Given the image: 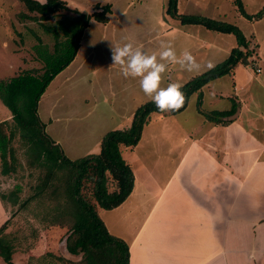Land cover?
Instances as JSON below:
<instances>
[{
    "label": "rangeland",
    "instance_id": "obj_1",
    "mask_svg": "<svg viewBox=\"0 0 264 264\" xmlns=\"http://www.w3.org/2000/svg\"><path fill=\"white\" fill-rule=\"evenodd\" d=\"M166 1L132 0L128 13L130 17H126L124 25H116L115 31L113 28L103 30L98 22L90 19L83 28L75 59L47 85L36 107L41 132L52 144H57L69 160L96 153L101 137L107 131L127 126L132 112L151 100L141 90L139 78H124L119 66L112 65V45L122 46L125 42H131L134 47L152 54L158 53L161 42H165L171 43L178 56L184 50L191 51L201 64L199 71L179 70V65L170 64L163 74L162 87L168 83L183 85L191 77L208 70L209 63L215 66L223 61L229 50L237 46L232 34L198 25L182 26L176 19L168 18L165 14ZM178 4L181 13L201 15L204 10L209 18L237 26L248 41L247 49L250 47L251 52L258 55L260 71L256 73L264 74V16L259 20L243 16L234 0H180ZM241 4L245 13L254 15L264 0H241ZM75 5L80 8V1ZM136 5L141 8L135 10ZM77 17L71 10L59 8L43 20L39 12L29 10L20 0H0V79H9L25 69L41 70L43 63L35 58L34 46L48 45L51 48L55 41L63 40L65 35L59 21L68 18L75 22ZM71 30L74 31L75 27H71ZM102 30L106 33L100 35ZM77 57L84 58L85 63L76 77L66 81L71 71L65 74L62 71L72 70ZM228 76L214 79L200 92L191 94L185 108L177 113L151 114L137 145L122 152V158L133 169L135 188L132 189L137 197H130L128 201L126 198L120 205L104 210L115 211L116 214L109 221L107 214H103L111 233L124 239L126 229L131 228L127 212L148 208L159 196L191 139L201 136L209 126L204 113L228 109L224 112L232 111L231 115H234L239 110V119L244 118L251 126L255 123L254 119L264 124V93L254 86L261 83V79L249 78L253 86L245 87L243 91L236 89L239 84L236 86ZM233 93L235 100L231 98ZM119 95L125 96L123 107L114 104ZM5 120L12 122L11 113L0 99V122ZM22 131L17 132L11 142L17 159L15 173L8 176L0 173V192L5 193L20 185V200L34 193L33 187L42 172L30 163L34 160L31 151L34 139ZM84 191L88 194L89 186ZM46 195L32 199L21 209H18V205L2 204L0 201V226L11 217L4 233L13 246L12 264H83L81 254H70L65 248L64 239L70 221L51 224L43 218L47 217L51 207ZM58 198L65 197L62 195ZM66 206L69 207L68 204ZM0 264H6L1 257Z\"/></svg>",
    "mask_w": 264,
    "mask_h": 264
},
{
    "label": "trees",
    "instance_id": "obj_2",
    "mask_svg": "<svg viewBox=\"0 0 264 264\" xmlns=\"http://www.w3.org/2000/svg\"><path fill=\"white\" fill-rule=\"evenodd\" d=\"M20 1L29 10L39 12L43 20L48 19L49 14L59 8L68 9L60 0H46L44 3L36 0ZM166 2L165 14L176 19L180 25H198L223 34H232L237 46L212 69L191 77L182 85L185 103L180 109L160 112L151 100L141 104L134 110L127 127L109 130L101 137L97 153L75 160L65 157L57 144H52L53 142L43 136L36 107L50 81L75 56L78 41L88 20L107 22L109 5H97L95 11L89 15L72 10L78 13V17L75 22L68 18L59 21V27L66 37L54 44L52 53H49L45 46H34L35 58L43 63L41 70L25 69L9 79H0V99L9 109L12 119L11 123L6 120L0 122V173L8 176L16 171V152L11 142L20 130L30 139H34L31 149L34 160L30 163L42 171L33 187V194L20 200L18 194L21 186L15 185L5 193L0 192V201L2 204L18 205V209H21L32 199L47 194L46 200L51 203V207L47 217L43 218L51 224L70 221L69 231L64 239L65 248L70 254H81L80 261L83 264H128L129 261L126 242L110 234L99 216L100 210L120 205L133 187V172L121 156V147L130 148L138 143L151 114L166 115L183 110L191 94L200 92L214 79L230 75L238 64L247 65V59L251 55L247 49L248 41L237 26L204 15L178 13L177 0ZM234 2L241 14L249 19L253 17V20H259L264 16V4L254 15H248L241 0ZM71 26L75 27V30L72 31V36H69ZM231 113L232 111L225 113L213 110L209 114L204 113V116L212 123L222 124L226 122L222 118ZM86 186H89L90 195L84 191ZM62 195L65 198L57 199ZM10 218L0 226V257L6 264H12L13 246L4 233Z\"/></svg>",
    "mask_w": 264,
    "mask_h": 264
},
{
    "label": "crops",
    "instance_id": "obj_3",
    "mask_svg": "<svg viewBox=\"0 0 264 264\" xmlns=\"http://www.w3.org/2000/svg\"><path fill=\"white\" fill-rule=\"evenodd\" d=\"M36 1L44 3L46 0ZM60 1L77 16L78 13L72 10L89 15L97 5H109L107 22L98 23L103 30L113 28L114 31L116 25H124L126 17H130L128 13L132 6V0ZM77 1L81 3L80 8L75 5ZM179 2L177 0L178 12ZM139 8L134 6L135 10ZM201 15L206 16L204 10ZM103 30L100 35L106 33ZM68 34L72 36V30ZM55 43L51 48L46 45L49 53L53 52ZM79 46L78 43L76 53ZM257 56L251 52L247 65L238 64L233 68L228 77L235 85L239 84L236 89L244 91L245 87H252L249 78L261 79V83L254 86L264 93V74L255 72V67L259 68ZM84 63V58L77 57L72 70L62 71V74L71 71L66 81L76 77ZM123 98L124 95L117 96L114 104L123 107ZM231 98L235 100L234 93ZM239 113L238 110L234 115L223 117L226 122L222 124L205 120L209 126L201 136L191 139L155 201L148 208L127 212L131 228L126 229L123 240L128 248V264H264V124L254 119L251 126L244 118L239 119ZM125 149L130 148L121 147V156ZM134 188L126 201L137 197L133 195ZM104 213L108 221L116 214L115 211L100 210L99 216L107 228Z\"/></svg>",
    "mask_w": 264,
    "mask_h": 264
},
{
    "label": "clouds",
    "instance_id": "obj_4",
    "mask_svg": "<svg viewBox=\"0 0 264 264\" xmlns=\"http://www.w3.org/2000/svg\"><path fill=\"white\" fill-rule=\"evenodd\" d=\"M112 65L119 66L120 74L124 78H139V86L143 93L151 99L160 112L180 109L185 103V95L181 91L180 83H168L161 86L163 74L170 64L179 65L188 71H199L201 64L197 62L191 51L184 50L178 56L171 43L161 42L160 50L148 54L133 43L125 42L122 46L111 48ZM209 69L213 64L207 65Z\"/></svg>",
    "mask_w": 264,
    "mask_h": 264
},
{
    "label": "built area",
    "instance_id": "obj_5",
    "mask_svg": "<svg viewBox=\"0 0 264 264\" xmlns=\"http://www.w3.org/2000/svg\"><path fill=\"white\" fill-rule=\"evenodd\" d=\"M259 71H260V68L255 67V72H259Z\"/></svg>",
    "mask_w": 264,
    "mask_h": 264
}]
</instances>
